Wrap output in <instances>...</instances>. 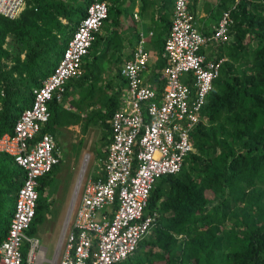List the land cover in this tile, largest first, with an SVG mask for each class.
<instances>
[{"label":"trees","instance_id":"obj_1","mask_svg":"<svg viewBox=\"0 0 264 264\" xmlns=\"http://www.w3.org/2000/svg\"><path fill=\"white\" fill-rule=\"evenodd\" d=\"M93 1L27 0L18 19L0 16V137L14 134L19 117L33 104L34 90L54 72ZM237 2L227 42L213 44L211 54L202 49L209 61H227L202 109L203 122L191 135L193 152L181 173L162 178L151 194L148 210L160 214L161 225L140 244L143 251L151 246L140 264H264V0H221L218 22ZM113 11L110 6L108 19ZM165 40L154 76L159 89ZM83 95L86 101L92 91ZM119 108L117 97H111L101 118L105 147L111 141L108 121ZM49 111L43 133L55 135L67 112L56 98ZM57 167L39 180L29 236L44 222L45 190ZM24 178L14 159L0 153V246L9 235Z\"/></svg>","mask_w":264,"mask_h":264},{"label":"built area","instance_id":"obj_2","mask_svg":"<svg viewBox=\"0 0 264 264\" xmlns=\"http://www.w3.org/2000/svg\"><path fill=\"white\" fill-rule=\"evenodd\" d=\"M191 1L174 3L161 54L166 62L162 89L144 79L151 60L145 34L133 58L121 67L127 94L109 120L107 156L96 178L85 180L82 173L56 252L47 259L40 240L27 235L36 215L39 180L62 160L55 135L43 129L51 118L50 102H61L69 82L82 75L83 63L109 18L107 0L89 5L54 72L34 90L33 104L19 117L14 134L0 137V153L11 156L25 172L9 235L0 246V264H122L158 226L160 214L148 210L151 194L162 178L181 173L193 152L191 135L203 122L202 109L227 61H209L202 49L227 42L238 6L224 11L207 36L197 27ZM26 7L27 0H0V16L16 20Z\"/></svg>","mask_w":264,"mask_h":264},{"label":"crops","instance_id":"obj_3","mask_svg":"<svg viewBox=\"0 0 264 264\" xmlns=\"http://www.w3.org/2000/svg\"><path fill=\"white\" fill-rule=\"evenodd\" d=\"M110 6H114L116 10V18L114 21L105 22L103 28L98 34L99 46L97 47L98 56H93L91 51L90 55L86 57L83 66H82V75L73 79L67 85L66 96L64 97L60 103L64 104V108L67 112L65 115L64 121L61 125L55 126V138L57 141V146H59L60 150V138L61 136L68 143L73 145H82L84 143V139L87 138L88 128H90L96 121L95 119H91V122L86 124L87 118L95 117L98 122L101 124V118L103 116L95 115L99 111H104L105 113L108 111V106L111 97H117V101L120 104L121 98L127 94L126 82L123 80L124 85L121 86L120 90L116 94H112V82L109 81L108 87L105 89L103 87L97 88L95 92L97 93L94 96V92H92V96L88 100H84L82 98L84 95V91L86 88H91V83L94 82V78L97 76L93 71L88 72L86 70L85 65L88 63H92V65H96L98 60L104 62L110 53L111 49H115L116 56L114 69L111 68L110 73L108 75V79L113 75L120 76L121 67L129 60L133 58V53L137 48L140 35L145 34L146 36V49L151 54L150 67L144 73L145 81L154 87H158L157 84L154 83V76L157 74L156 70L158 69V65L160 64L159 58L161 53V48L164 40L166 39L170 26L168 27V22H172L173 10L175 0H107ZM221 0H192L191 1V9L196 16L197 27L199 31L203 34H206L211 31L213 32V28L217 25L216 12L220 6ZM128 4V7L125 5ZM132 8V25H128V20L130 17L128 16V9ZM153 33L151 36L150 33ZM213 45V44H212ZM212 45H209L206 48V52L211 54L213 53ZM210 48V49H209ZM206 56L208 54H205ZM213 60V59H212ZM97 66V65H96ZM99 76V75H98ZM99 79V78H98ZM101 81L99 80V84ZM84 90V91H83ZM91 90V89H90ZM106 90L109 96V99L106 101L102 100V105L95 104V98L98 95H103V91ZM86 95V94H85ZM104 96V95H103ZM104 113V114H105ZM94 116H93V115ZM97 122V121H96ZM107 134H102V140L105 141L104 145H106V140L104 137ZM103 145V148L105 147ZM93 151V150H92ZM91 151V154L93 153ZM102 153L96 152L97 159L100 162V165L95 169V175L87 176V170L91 161V156L87 153L85 155L88 156V159L82 165V169L78 180L76 182V186H78V182L81 179V175L84 172L86 175L85 180L88 178H96L98 176L100 167L102 166V161L107 156V147L102 150ZM95 152V151H94ZM62 153V151H61ZM82 153V152H80ZM63 160V159H62ZM58 165L57 170L62 166V161ZM56 170V173H58ZM60 173L65 174L60 170ZM74 187L71 192V196L66 193V191L62 192L58 190L55 195L49 196V205L54 208H61L58 214V218H60L65 211L66 216L68 215L70 206L73 202L75 190L77 187ZM68 190V189H66ZM70 192V189L68 190ZM78 197H81V193H79ZM79 200V198H78ZM79 203V202H78ZM49 210V209H48ZM153 233L150 234L147 238L152 237ZM37 238L36 236H32ZM38 239V238H37ZM147 239V240H148ZM40 240V239H39ZM146 242V240H145ZM41 243V242H40ZM147 247V246H146ZM144 249V248H143ZM143 249H139L138 252L135 253V260H137L138 264L144 258V254L148 251L147 249H151L147 247L146 251ZM128 261V260H127ZM126 261V262H127ZM125 263V262H124ZM122 263V264H124ZM137 264V263H135Z\"/></svg>","mask_w":264,"mask_h":264},{"label":"rangeland","instance_id":"obj_4","mask_svg":"<svg viewBox=\"0 0 264 264\" xmlns=\"http://www.w3.org/2000/svg\"><path fill=\"white\" fill-rule=\"evenodd\" d=\"M128 7V4L125 5ZM132 8L128 9V16L130 19L128 20V25H132V13L133 11L131 10ZM111 17L108 20V22H112L116 18V11H113L111 13ZM100 44H95L93 48V56H98L97 53V47ZM115 49H111L110 53L111 55H108V58L102 62L101 60H98L96 65H92V63H88L85 65L86 70L88 72L93 71L96 73V77L94 78V82L91 84L93 85V89L90 90L89 88L84 91V94L89 93L90 91L92 92H98L96 91L97 88L103 87L107 88L109 84V81L112 82V94H116L122 85L125 86L123 79L121 77H118L117 75H113V72L111 73L112 77L110 80L108 79V75L110 73L111 68L114 69L115 64V59L116 56L115 54ZM99 75V76H98ZM99 78V79H98ZM99 80L101 83L99 84ZM128 85H126V88ZM107 91H103V95H98L95 98V104L98 106L102 105V100H108L109 96L107 95ZM97 93L94 94V96ZM104 111H99L95 115H100L104 116ZM93 115V114H92ZM94 116V115H93ZM97 121V119H95ZM94 121L95 123L88 128V134L87 138L84 139V143L82 145H73L68 143L63 137L61 136L60 140V147L62 151V166L60 169L57 170L58 173L53 174L50 180L47 183V188L45 190V199H49V196L55 195V193L60 190L62 192L66 191L68 195L71 196L72 189L76 186V182L78 180V177L80 175L82 165L84 162L85 155L88 153L91 156V161L87 170V176L90 175H95V169L100 165V162L97 159V155L95 154L96 152L102 153L103 145L105 141L102 140V134L105 133V129L103 126L97 121ZM105 146V145H104ZM93 150V151H92ZM91 151L93 152L91 154ZM95 151V152H94ZM82 152V153H80ZM60 170L62 172H65V174L60 173ZM86 175L84 174V177ZM66 189H70V192ZM81 200V197H79V202ZM49 201V200H48ZM47 202V200H46ZM61 208H53L51 204L49 205V210L46 212V216L44 219V222L39 225L35 231V236L40 239V244L42 248L46 249V258L47 259H52L54 256V253L56 252L57 245L61 239V235L64 229V224L66 221V214L65 211H63V214L60 218H58V214L56 212H59ZM56 211V212H55ZM151 238V237H150ZM149 238V239H150ZM148 238H146L147 241ZM144 243V242H143ZM131 261L135 260V256L133 255L131 258ZM131 261H127L124 264H132L130 263Z\"/></svg>","mask_w":264,"mask_h":264},{"label":"clouds","instance_id":"obj_5","mask_svg":"<svg viewBox=\"0 0 264 264\" xmlns=\"http://www.w3.org/2000/svg\"><path fill=\"white\" fill-rule=\"evenodd\" d=\"M90 53H91V52H90ZM89 55H90V54H89ZM121 78H122V77H121ZM123 80H124V79H123ZM124 81H125V80H124ZM125 82H126V81H125ZM126 84H127V83H126ZM108 123H109V121H108ZM159 225H161V220H160V219H159V224H158V226H159ZM158 226H157V227H158ZM157 227H156V228H157ZM156 228H155V229H156ZM155 229H154V230H155ZM152 233H154V231H152L150 234H152ZM147 237H148V236H147ZM147 237H146V238H147ZM146 238H145L144 240H142V241L140 242V244H141L142 242H145ZM179 238H181V236H180ZM140 244H139V246H140ZM40 246H41V244H40ZM139 246H138V248H139ZM44 249H45V248H44ZM45 250H46V249H45ZM137 250H138V249H137ZM136 252H137V251H136ZM134 255H135V254H134ZM131 257H132V256H131ZM131 257H130V258H131ZM130 258H129V259H130ZM129 259H128V260H129Z\"/></svg>","mask_w":264,"mask_h":264}]
</instances>
